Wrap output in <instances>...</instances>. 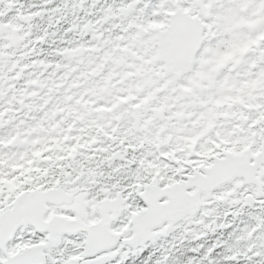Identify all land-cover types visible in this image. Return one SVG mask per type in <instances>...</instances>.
<instances>
[{"label":"snow or ice","instance_id":"snow-or-ice-1","mask_svg":"<svg viewBox=\"0 0 264 264\" xmlns=\"http://www.w3.org/2000/svg\"><path fill=\"white\" fill-rule=\"evenodd\" d=\"M0 264H264V0H0Z\"/></svg>","mask_w":264,"mask_h":264}]
</instances>
